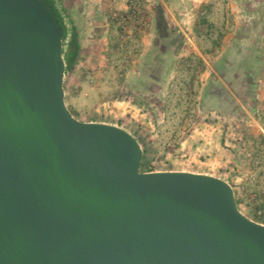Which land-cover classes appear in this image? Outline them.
I'll use <instances>...</instances> for the list:
<instances>
[{"label":"water","instance_id":"1","mask_svg":"<svg viewBox=\"0 0 264 264\" xmlns=\"http://www.w3.org/2000/svg\"><path fill=\"white\" fill-rule=\"evenodd\" d=\"M65 33L46 0H0V264H264L229 182L141 172L130 131L72 114Z\"/></svg>","mask_w":264,"mask_h":264},{"label":"rangeland","instance_id":"2","mask_svg":"<svg viewBox=\"0 0 264 264\" xmlns=\"http://www.w3.org/2000/svg\"><path fill=\"white\" fill-rule=\"evenodd\" d=\"M56 2L81 32L72 114L130 131L141 172L226 180L264 224V0Z\"/></svg>","mask_w":264,"mask_h":264},{"label":"trees","instance_id":"3","mask_svg":"<svg viewBox=\"0 0 264 264\" xmlns=\"http://www.w3.org/2000/svg\"><path fill=\"white\" fill-rule=\"evenodd\" d=\"M46 1L54 10H56L59 13L62 21L64 22L66 28L64 40H68L67 47L64 51V57L67 64V72H70L73 69L81 52V32L79 26L77 24L76 25L74 24L72 27V32L71 34H69V30L67 28L65 18L62 15L57 2L55 0H46Z\"/></svg>","mask_w":264,"mask_h":264},{"label":"flooded vegetation","instance_id":"4","mask_svg":"<svg viewBox=\"0 0 264 264\" xmlns=\"http://www.w3.org/2000/svg\"><path fill=\"white\" fill-rule=\"evenodd\" d=\"M55 1H57V0H55ZM62 13V12H61ZM63 15V14H62ZM64 16V15H63Z\"/></svg>","mask_w":264,"mask_h":264}]
</instances>
